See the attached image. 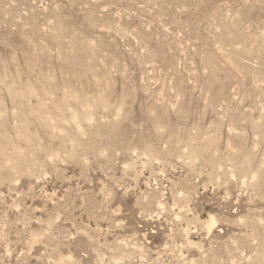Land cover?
Returning <instances> with one entry per match:
<instances>
[{"label":"rangeland","instance_id":"1","mask_svg":"<svg viewBox=\"0 0 264 264\" xmlns=\"http://www.w3.org/2000/svg\"><path fill=\"white\" fill-rule=\"evenodd\" d=\"M0 264H264V0H0Z\"/></svg>","mask_w":264,"mask_h":264}]
</instances>
